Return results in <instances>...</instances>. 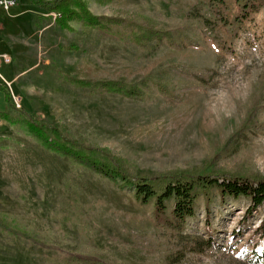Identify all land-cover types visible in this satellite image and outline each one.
Segmentation results:
<instances>
[{
	"label": "rangeland",
	"instance_id": "rangeland-1",
	"mask_svg": "<svg viewBox=\"0 0 264 264\" xmlns=\"http://www.w3.org/2000/svg\"><path fill=\"white\" fill-rule=\"evenodd\" d=\"M86 1L97 16L144 19L171 30L189 24L185 14L196 2ZM226 1L233 20L236 2ZM41 19L49 28L34 53L42 59L21 79L26 83L32 78L36 90H18V84L10 89L0 79V111L8 110L9 92L16 107L37 121L109 149L143 175L204 169L209 163L225 171L264 175V130L249 132L223 149L254 98L264 96V7L245 22L233 54L205 38L197 25L186 32L197 47H156L153 42L154 51L146 57L133 43H121L80 22H73L69 31L59 28L54 17ZM219 33L229 39L225 31ZM9 53L14 61L0 72L11 83L20 64ZM171 64L209 73L197 78L174 67L166 75L158 72L155 79H165L181 100L162 95L149 82L141 87L143 101L92 93L58 73L137 84ZM254 122L264 123V100ZM250 205L244 197L223 202L212 189L211 204L199 193L195 215L182 229L161 227L153 200L141 202L133 188L121 189L49 152L21 127L0 119V213L66 251L111 264H264V207L247 217ZM172 206L173 201L167 202L169 217ZM56 257V252L0 231V264H57Z\"/></svg>",
	"mask_w": 264,
	"mask_h": 264
},
{
	"label": "trees",
	"instance_id": "trees-1",
	"mask_svg": "<svg viewBox=\"0 0 264 264\" xmlns=\"http://www.w3.org/2000/svg\"><path fill=\"white\" fill-rule=\"evenodd\" d=\"M28 1L38 10L48 14V17L57 14L55 23L63 30L73 31L71 24L80 22L85 27L117 38L121 43H133L140 49L141 56L146 57L154 51V48L150 46L153 42L156 43V47L163 43L174 48H181L184 45L197 47V42L186 33L192 25H197L204 37L211 39L224 53L233 54L234 44L240 38L245 22L264 7V0H235L238 12L231 20L229 17L231 8L226 0H196L185 14L189 24L171 30L158 27L144 19L97 16L92 13L86 0ZM113 1L115 0H97L101 5H107ZM219 30L225 31L229 39L224 38ZM172 67L179 69L185 75L197 78L209 73L194 71L184 65L171 64L161 70H154L137 84L83 80L70 77L61 70L58 73L67 83L78 88L89 89L92 93L99 92L116 95L123 99L143 101L146 96L141 87L152 82L162 95L181 100L178 92L173 90L165 79H155L158 72L166 75L168 69ZM263 100L264 96L254 98L247 116L223 149L233 146L238 140L245 138L249 132L264 130V123L254 122ZM6 103L8 110L0 111L1 120L12 126L21 127L44 149L102 176L115 186L121 189L133 188L136 198L141 202L149 203L153 200L154 216L161 227L182 229L186 220L195 215L198 194L204 195L209 206L212 189L218 191L223 202L228 198L249 199L251 205L247 211V217H252L254 212L264 207V175L262 174L225 171L209 163L204 169L171 171L154 176L143 175L138 173L131 163L115 156L109 149L79 140L58 126L37 121L24 110L16 107L9 92L6 93ZM169 201H173L170 217L167 214ZM260 229L264 230V219ZM0 231L7 236L37 246L44 252H56L59 254V257L55 258L57 264H111L93 255L72 253L52 245L20 228L2 213H0Z\"/></svg>",
	"mask_w": 264,
	"mask_h": 264
},
{
	"label": "crops",
	"instance_id": "crops-1",
	"mask_svg": "<svg viewBox=\"0 0 264 264\" xmlns=\"http://www.w3.org/2000/svg\"><path fill=\"white\" fill-rule=\"evenodd\" d=\"M16 1L17 5L10 12L0 9V23L5 26V30L0 32V52L9 53L12 51L15 59L20 64L15 76L10 81L11 87L18 84V90H21V87H26L28 90L31 88L36 90V84L30 80L32 78L26 83L21 82V79L29 74H27L28 70L31 73V70L42 59L39 58L38 60L34 51L36 50V45L41 43V46H43L44 35L49 28L42 23L41 17H48L49 15L32 6L28 0ZM34 78L43 80L42 77L39 78L37 75Z\"/></svg>",
	"mask_w": 264,
	"mask_h": 264
},
{
	"label": "built area",
	"instance_id": "built-area-1",
	"mask_svg": "<svg viewBox=\"0 0 264 264\" xmlns=\"http://www.w3.org/2000/svg\"><path fill=\"white\" fill-rule=\"evenodd\" d=\"M17 5V1L16 0H0V9H2L5 12H10L13 8H15V6ZM55 19L58 17L57 14H53L52 15ZM5 30V26L3 23H0V32ZM13 62V58L9 53L6 52H0V68L4 65H10ZM0 79L5 83V85L12 89L11 87V83L7 82V80L3 77V75L0 72ZM16 104L18 106L20 100L16 99Z\"/></svg>",
	"mask_w": 264,
	"mask_h": 264
}]
</instances>
